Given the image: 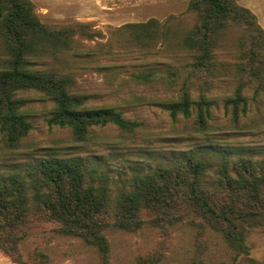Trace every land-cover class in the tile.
Segmentation results:
<instances>
[{"label": "rangeland", "instance_id": "1", "mask_svg": "<svg viewBox=\"0 0 264 264\" xmlns=\"http://www.w3.org/2000/svg\"><path fill=\"white\" fill-rule=\"evenodd\" d=\"M189 1L32 0L45 24L77 28L76 52L59 57L48 53L36 67L57 66L71 73L73 89L89 94V106H113L142 125L134 132L113 123L96 126L89 140L77 141L69 128L49 126L51 100L38 90H21L19 95L27 101L24 109L33 126L17 148H9L0 132V175L20 172L26 176L36 160L51 154L78 157L99 175L108 174L111 192L116 194L132 186L136 171L146 172L200 147L216 150L219 155L252 152L264 158V88L249 83L251 45L242 38L244 25L230 23L220 32L213 53L214 74L194 69L195 52L186 47L185 37L198 17L189 9ZM238 2L250 8L264 28V0ZM151 19L159 23L152 38L139 37V30L130 25ZM4 52L0 42V57ZM150 72L153 75L147 79L137 78ZM183 86H190L194 98L205 92L212 100L207 131L194 128L195 113L174 120L164 108V103L178 98ZM239 88L247 110L235 120L225 101ZM216 169L217 165L209 168L207 181L215 179ZM31 225L19 244L23 259L29 263L103 264L98 248L81 237L59 233L56 224L44 217H35ZM106 235L111 245L110 264H140V259L153 256H160L156 264H193L199 256L206 262L233 261L221 234L211 229L201 249L196 229L186 223L174 224L167 231L148 223L136 231L108 229ZM247 243L251 256L264 261V232H252ZM0 264L20 263L0 249Z\"/></svg>", "mask_w": 264, "mask_h": 264}, {"label": "trees", "instance_id": "2", "mask_svg": "<svg viewBox=\"0 0 264 264\" xmlns=\"http://www.w3.org/2000/svg\"><path fill=\"white\" fill-rule=\"evenodd\" d=\"M189 9L198 17L185 37L186 47L195 52L192 67L214 74L213 53L220 32L230 23L243 24L242 38L251 45L249 83L264 88V28L257 15L238 0H190ZM130 25L139 30V37L146 38L154 37L159 29L156 19ZM76 32L71 26L45 24L32 0H0V42L5 49L0 57V132L9 148H17L33 126L24 109L27 101L19 95L26 89L38 90L53 102L49 126L69 128L77 141L89 140L96 126L113 123L134 132L142 125L113 106H89V94L73 89L71 73L57 66L36 67L48 53L59 57L76 52ZM152 75L141 73L137 78ZM190 90V86H183L178 98L163 106L174 120L195 113L194 128L205 132L212 116V100L205 92L194 98ZM225 105L235 120L246 112L247 101L240 88L226 98ZM214 165L215 179L209 182L206 174ZM133 176L130 188L113 194L108 174L99 175L82 158L56 154L36 160L26 176L20 172L1 174L0 249L20 264H31L23 259L19 244L35 217H44L56 224L59 233L81 237L96 246L103 264H110L106 230L136 231L149 223L167 231L174 224L186 223L196 229L201 249L212 229L230 247V264H264L251 256L247 243L252 232H264V158L252 152L219 155L216 150L200 147ZM159 259L142 258L140 264H156ZM193 264L227 263L206 262L199 256Z\"/></svg>", "mask_w": 264, "mask_h": 264}]
</instances>
